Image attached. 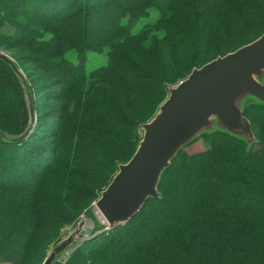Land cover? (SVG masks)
I'll list each match as a JSON object with an SVG mask.
<instances>
[{
    "label": "trees",
    "instance_id": "16d2710c",
    "mask_svg": "<svg viewBox=\"0 0 264 264\" xmlns=\"http://www.w3.org/2000/svg\"><path fill=\"white\" fill-rule=\"evenodd\" d=\"M263 13L264 0H0L1 42L32 53L51 80L47 102L61 103L41 120L40 89L25 77L28 105L20 65L0 60V93L11 100L0 111V263L31 261L46 232L79 214L96 197L92 187L129 160L170 83L198 59L207 58L200 67L258 38ZM93 27L110 29L92 37ZM254 27L263 31L253 40L222 49ZM92 54L103 62L88 66ZM119 68L133 75L129 84ZM243 114L251 149L220 131L203 134L208 148L177 154L160 198L84 241L66 264H264V105L248 100Z\"/></svg>",
    "mask_w": 264,
    "mask_h": 264
},
{
    "label": "water",
    "instance_id": "95a60500",
    "mask_svg": "<svg viewBox=\"0 0 264 264\" xmlns=\"http://www.w3.org/2000/svg\"><path fill=\"white\" fill-rule=\"evenodd\" d=\"M0 60L10 62L1 52ZM248 100L264 105V33L233 52L193 68L184 80L167 88V97L155 115L140 124L141 139L134 153L127 162L117 165L94 203L106 226L84 241L126 225L148 200L160 198L158 187L164 171L181 150L203 134L220 131L243 140L251 149L256 140L243 114ZM30 117L33 121L32 108ZM71 241L68 238L56 247L43 264H51Z\"/></svg>",
    "mask_w": 264,
    "mask_h": 264
},
{
    "label": "rangeland",
    "instance_id": "374dc122",
    "mask_svg": "<svg viewBox=\"0 0 264 264\" xmlns=\"http://www.w3.org/2000/svg\"><path fill=\"white\" fill-rule=\"evenodd\" d=\"M116 1L124 2L125 0H116ZM88 2L90 3L91 1H88ZM79 6H83V3H80ZM151 10H152L151 15L153 16V18H156L157 15L155 14L154 9H151ZM151 18L141 19L140 20L141 25H143V23H149ZM256 27L252 28V31L247 34L238 31L236 35L234 36L230 35L229 37L230 43L225 45L224 48L222 49H225V51H227L228 48H233L238 43H241V42L244 43L251 39L253 40L254 37L259 35L263 31L262 28H256ZM70 29H72L71 31L74 30V28H70ZM106 29H110V27L109 28L108 27H104V28L103 27H93V28L88 29V34L89 36L94 37L98 35L100 32L104 33ZM0 52L4 54L6 57H8L10 60L14 61V63L16 62L20 65L19 72L21 71L22 73V74L20 73V75L22 76L20 81L22 83V87H23L24 94H25V96L23 97L24 99L26 98V102L28 103V105H30L31 102H30L29 89L25 81L26 76L27 77L30 76V78L28 77V79L33 83V85L37 89H40L39 92L41 95L38 99V104H39L38 107L40 108V115L42 116L41 120H43L47 114L51 115L52 113H46V112H48L49 110H53V111L56 110L60 106L61 103L56 102V101L47 102L46 96H45V88H46V85L51 86L50 84L51 80L46 79V77H44L45 73L41 69L37 68L35 63L31 61V59L33 58L32 53L26 50L25 48H23L22 46H19V45L16 46L14 43L6 44L4 42H1V40H0ZM203 59L204 58L198 59V62L193 64V66H195L194 68H199V65L203 63V61H205L207 58H205L204 60ZM102 62H103V59L99 55L92 54L88 57V66L90 67H95L97 65H100V63ZM180 71H182L181 67H180ZM119 72L122 75L121 78L123 82L129 84V80L132 79L131 77L133 75L129 74V72H126L123 68H119ZM185 78L186 76L181 77L180 79H177L171 82L169 87H173L177 85L181 80H184ZM47 90H51V89L48 88ZM7 95L8 94H4L3 92L0 93V111L8 110L10 108L11 100H9V97ZM166 97H167V93H166L165 98ZM44 113L46 114L43 115ZM11 123L12 121L9 122V125ZM16 125L18 126V124ZM10 127H14L13 124H11ZM39 132L41 134L44 133L41 130ZM41 139L44 140V137ZM43 142L44 141L42 140L40 141V143L42 144ZM208 146H209V141L207 139L198 138L196 141H194L193 143L185 147L183 150L187 154H194V153L204 151L205 149L208 148ZM0 155L3 156L2 153H0ZM107 185H104L103 183L94 185V187L92 188L96 190V195H95L96 197L93 199L91 198L88 201H86V203H84L85 204L84 207L80 209L79 214H77L75 217L74 215L68 216L67 221L63 222L60 225L54 226L53 230H48L46 232V235L44 236L45 237L44 240L46 241L42 242V244L38 246V248L37 247L32 248V251H33V255H31L32 260L27 262V264H43L45 259L49 256V254L56 247H58L60 244L65 242L68 238H71L72 239L71 243L67 245L62 251L57 253L51 263V264H66V262L73 255V253H75L76 250L82 246V243L84 242L86 238L92 236L93 234L97 232L102 231L105 225H103L100 222V220L97 218L96 213H95L94 203L98 199L99 193ZM172 187H174V184H172ZM175 191L176 193L173 192L172 195L174 199L177 200L176 197L179 196V193L182 192V190L179 189V187H176ZM0 264H4V263H0Z\"/></svg>",
    "mask_w": 264,
    "mask_h": 264
},
{
    "label": "bare ground",
    "instance_id": "6f19581e",
    "mask_svg": "<svg viewBox=\"0 0 264 264\" xmlns=\"http://www.w3.org/2000/svg\"><path fill=\"white\" fill-rule=\"evenodd\" d=\"M95 213H96V216H97V218L100 220V222L103 224V225H105L104 224V222H103V219H102V217H101V215L95 210ZM106 226V225H105ZM83 240V239H82ZM81 240V241H82Z\"/></svg>",
    "mask_w": 264,
    "mask_h": 264
}]
</instances>
